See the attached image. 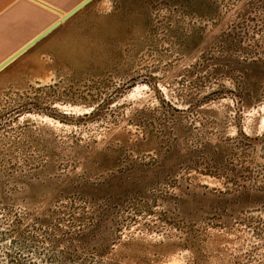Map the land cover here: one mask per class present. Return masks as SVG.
I'll use <instances>...</instances> for the list:
<instances>
[{"label":"rangeland","instance_id":"374dc122","mask_svg":"<svg viewBox=\"0 0 264 264\" xmlns=\"http://www.w3.org/2000/svg\"><path fill=\"white\" fill-rule=\"evenodd\" d=\"M0 264H264V0H96L2 71Z\"/></svg>","mask_w":264,"mask_h":264},{"label":"crops","instance_id":"0c3cea01","mask_svg":"<svg viewBox=\"0 0 264 264\" xmlns=\"http://www.w3.org/2000/svg\"><path fill=\"white\" fill-rule=\"evenodd\" d=\"M73 1L79 0H0V66L59 21L55 15L64 13L58 9L67 7L71 12L85 0L72 8Z\"/></svg>","mask_w":264,"mask_h":264},{"label":"water","instance_id":"95a60500","mask_svg":"<svg viewBox=\"0 0 264 264\" xmlns=\"http://www.w3.org/2000/svg\"><path fill=\"white\" fill-rule=\"evenodd\" d=\"M96 0H85L81 4H79L76 8H74L71 12H69L67 15H65L61 20L57 21L52 27H50L46 32L40 34L37 38H35L30 44H28L23 50H21L19 53H17L13 58L8 60L6 63L0 66V72H2L5 68H7L11 63H13L15 60H17L19 57H21L23 54H25L27 51H29L31 48L39 44L41 41H43L46 37H48L50 34H52L55 30H57L63 23L69 21L74 16H76L79 12L84 10L86 7H88L90 4H92Z\"/></svg>","mask_w":264,"mask_h":264},{"label":"bare ground","instance_id":"6f19581e","mask_svg":"<svg viewBox=\"0 0 264 264\" xmlns=\"http://www.w3.org/2000/svg\"><path fill=\"white\" fill-rule=\"evenodd\" d=\"M64 16H65V15L63 14V15L61 16V19H62ZM61 19H60V20H61Z\"/></svg>","mask_w":264,"mask_h":264}]
</instances>
